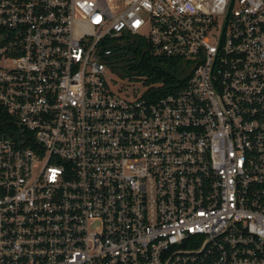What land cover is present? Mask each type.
Wrapping results in <instances>:
<instances>
[{
    "label": "built area",
    "instance_id": "obj_1",
    "mask_svg": "<svg viewBox=\"0 0 264 264\" xmlns=\"http://www.w3.org/2000/svg\"><path fill=\"white\" fill-rule=\"evenodd\" d=\"M129 32L190 61L117 94ZM0 264H264V0H0Z\"/></svg>",
    "mask_w": 264,
    "mask_h": 264
},
{
    "label": "trees",
    "instance_id": "obj_2",
    "mask_svg": "<svg viewBox=\"0 0 264 264\" xmlns=\"http://www.w3.org/2000/svg\"><path fill=\"white\" fill-rule=\"evenodd\" d=\"M102 48L112 52L103 59L111 71L122 78L150 85V93L163 95L184 83L190 75V61L155 55L148 39L126 32L121 40L104 41ZM18 118L0 104V136L14 137L22 132Z\"/></svg>",
    "mask_w": 264,
    "mask_h": 264
},
{
    "label": "rangeland",
    "instance_id": "obj_3",
    "mask_svg": "<svg viewBox=\"0 0 264 264\" xmlns=\"http://www.w3.org/2000/svg\"><path fill=\"white\" fill-rule=\"evenodd\" d=\"M107 78L111 88L122 97L134 98L141 96L147 89L142 82H134L127 78H122L119 74L109 70Z\"/></svg>",
    "mask_w": 264,
    "mask_h": 264
}]
</instances>
